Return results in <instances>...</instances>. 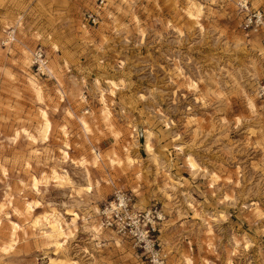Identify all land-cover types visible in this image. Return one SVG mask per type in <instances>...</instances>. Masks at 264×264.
<instances>
[{"label":"rangeland","instance_id":"obj_1","mask_svg":"<svg viewBox=\"0 0 264 264\" xmlns=\"http://www.w3.org/2000/svg\"><path fill=\"white\" fill-rule=\"evenodd\" d=\"M240 2L0 0V264H143L102 224L118 188L168 264H264V43Z\"/></svg>","mask_w":264,"mask_h":264},{"label":"built area","instance_id":"obj_2","mask_svg":"<svg viewBox=\"0 0 264 264\" xmlns=\"http://www.w3.org/2000/svg\"><path fill=\"white\" fill-rule=\"evenodd\" d=\"M243 0L240 2V12L243 15L242 27L249 33L259 36L264 43V10L248 9ZM93 24H97L100 15L91 12L88 15ZM264 93V85H263ZM121 204L119 210H113L111 202ZM107 201L101 208L100 216L105 229L130 239L143 264H168V254L164 251L158 235L155 219H160L157 211L147 213L136 210L134 196L121 188L115 192V199Z\"/></svg>","mask_w":264,"mask_h":264},{"label":"bare ground","instance_id":"obj_3","mask_svg":"<svg viewBox=\"0 0 264 264\" xmlns=\"http://www.w3.org/2000/svg\"><path fill=\"white\" fill-rule=\"evenodd\" d=\"M193 11V10H192ZM48 123L46 122V125H45V128H44V131H43V133L41 134H39V136H41L42 138H45L46 137V135H47V130H48ZM27 135V134H26ZM191 161V160H190ZM191 165H192V167H195V164H194V162H191ZM36 182H35V186H36ZM120 207H121V204H119V203H113V205H112V209L113 210H119L120 209ZM94 231H95V233H97L98 231H99V227H95V229H94ZM190 261V260H189ZM189 261H187V264H189Z\"/></svg>","mask_w":264,"mask_h":264},{"label":"crops","instance_id":"obj_4","mask_svg":"<svg viewBox=\"0 0 264 264\" xmlns=\"http://www.w3.org/2000/svg\"><path fill=\"white\" fill-rule=\"evenodd\" d=\"M193 259V258H192ZM194 262V261H193Z\"/></svg>","mask_w":264,"mask_h":264}]
</instances>
